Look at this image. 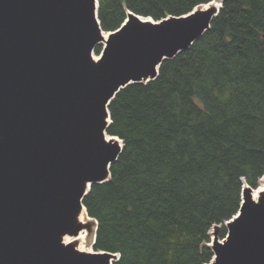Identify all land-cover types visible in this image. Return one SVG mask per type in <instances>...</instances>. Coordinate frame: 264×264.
Here are the masks:
<instances>
[{"label":"water","instance_id":"water-1","mask_svg":"<svg viewBox=\"0 0 264 264\" xmlns=\"http://www.w3.org/2000/svg\"><path fill=\"white\" fill-rule=\"evenodd\" d=\"M211 3L161 21L129 12L120 30L105 32L99 0H0V264L119 259L65 243L88 228L79 220L84 209L89 216L83 200L110 180L124 148L118 137L122 144L107 140L109 105L190 49L223 7ZM257 189L244 184L224 239L213 227L210 264H264V188L256 201ZM89 218L94 245L98 222Z\"/></svg>","mask_w":264,"mask_h":264},{"label":"trees","instance_id":"trees-1","mask_svg":"<svg viewBox=\"0 0 264 264\" xmlns=\"http://www.w3.org/2000/svg\"><path fill=\"white\" fill-rule=\"evenodd\" d=\"M213 1L99 0L98 18L116 32L129 12L161 21ZM222 3L156 80L109 105L107 134L124 148L83 204L98 222L93 249L118 254L113 264H210L212 228L224 239L244 184L257 189L264 176V0Z\"/></svg>","mask_w":264,"mask_h":264},{"label":"rangeland","instance_id":"rangeland-1","mask_svg":"<svg viewBox=\"0 0 264 264\" xmlns=\"http://www.w3.org/2000/svg\"><path fill=\"white\" fill-rule=\"evenodd\" d=\"M216 1H218L221 4L223 2V0H216ZM100 46H101V51H102V49L104 47V44H102ZM94 57L96 58V57H98V55L94 54ZM108 137H111V136L108 135ZM260 185H261V181H260L259 187H260ZM82 223L86 224L88 226V228H85L83 231L80 232V233H84V239L80 240V241H74L73 243H76L77 247L82 246L83 249L86 250V251L94 252L93 243H94V237H95V227H96L95 225L96 224L91 219L90 220H86V221H82ZM214 234H215V231L212 228V230L210 232L211 243L209 245L212 244V241L214 239Z\"/></svg>","mask_w":264,"mask_h":264},{"label":"bare ground","instance_id":"bare-ground-1","mask_svg":"<svg viewBox=\"0 0 264 264\" xmlns=\"http://www.w3.org/2000/svg\"><path fill=\"white\" fill-rule=\"evenodd\" d=\"M209 6L211 7H216L218 9L221 8V3H219L218 1L214 0ZM208 7V6H206ZM205 7V8H206ZM106 39H107V35H106ZM97 59V58H96ZM107 140H110V141H113V142H119L120 144L121 141L118 140L117 138L115 137H107ZM263 188H264V177L262 178L261 180V185L259 187V189H257L254 194H253V198L254 200H258L259 196H260V193L263 191ZM79 220L82 222V221H86V220H90L89 216L87 215L85 209L81 212L80 216H79ZM84 239V233H80L78 237H71V236H66L65 237V243L66 244H71L73 243L74 241H80V240H83ZM79 250L81 251H86L83 249L82 246H79L78 247ZM86 252H91V251H86Z\"/></svg>","mask_w":264,"mask_h":264}]
</instances>
